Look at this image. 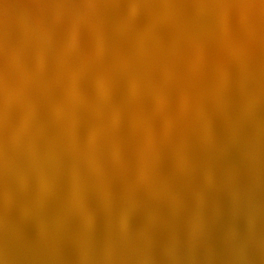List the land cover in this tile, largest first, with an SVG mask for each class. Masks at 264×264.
<instances>
[{"label": "clouds", "instance_id": "1", "mask_svg": "<svg viewBox=\"0 0 264 264\" xmlns=\"http://www.w3.org/2000/svg\"><path fill=\"white\" fill-rule=\"evenodd\" d=\"M0 264H264V0H0Z\"/></svg>", "mask_w": 264, "mask_h": 264}]
</instances>
